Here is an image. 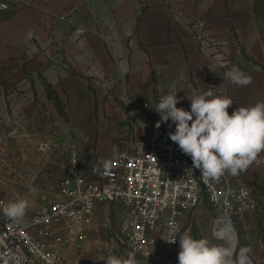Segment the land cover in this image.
Wrapping results in <instances>:
<instances>
[{"label":"crops","instance_id":"crops-1","mask_svg":"<svg viewBox=\"0 0 264 264\" xmlns=\"http://www.w3.org/2000/svg\"><path fill=\"white\" fill-rule=\"evenodd\" d=\"M28 1L23 8L0 11V97L5 98L0 129L9 128L0 141L28 139L29 113L39 107L33 100H47L51 92L63 98L70 113L65 127L71 134L65 132L63 144L76 147L83 169L96 178V158H115L131 133L128 112L140 119L152 116L157 97L169 90L177 91L178 107L185 109L190 107L186 95L211 86L233 100L229 114L264 101V40L256 0ZM78 26L84 33L74 39ZM232 66L251 83L223 80ZM16 98L20 102L12 103ZM146 101L153 102L147 112ZM17 113L26 130L20 135L16 128L11 131ZM169 124L168 132L174 131ZM257 171L264 169L249 165L244 173L250 188L256 180L264 185ZM90 252L91 264L101 261L97 248Z\"/></svg>","mask_w":264,"mask_h":264},{"label":"built area","instance_id":"built-area-1","mask_svg":"<svg viewBox=\"0 0 264 264\" xmlns=\"http://www.w3.org/2000/svg\"><path fill=\"white\" fill-rule=\"evenodd\" d=\"M28 2L0 0V11L17 10ZM83 33L78 26L72 37ZM167 93L158 96L156 104ZM152 105L146 101L143 108L147 112ZM128 115L133 119L131 133L115 158H96L98 177L85 172L76 147L68 146L65 174L40 192L22 219L13 221L0 211V264H91L86 246L93 242L94 223L108 210L120 217L114 233L117 249L127 247L135 258L151 256L161 244L173 246L177 240L165 239L178 238L181 218L204 199L220 211L215 225L221 219L232 227L245 224L242 217L258 205L244 180L248 168L237 175L204 177L169 138L170 122L157 127L160 115L155 108L145 119L132 111ZM257 159L259 163L250 165L264 168V153ZM14 199L0 198V209Z\"/></svg>","mask_w":264,"mask_h":264},{"label":"rangeland","instance_id":"rangeland-1","mask_svg":"<svg viewBox=\"0 0 264 264\" xmlns=\"http://www.w3.org/2000/svg\"><path fill=\"white\" fill-rule=\"evenodd\" d=\"M257 9L261 15L259 19L263 25L262 30H264V0H257ZM3 87L0 86V89ZM19 102V98L12 101L16 104ZM33 103L39 107L38 111L29 113L26 133L28 139L24 141L14 139L12 142L0 141V198L22 197L32 203L41 191L54 185L65 174L67 160L64 156V148L68 146L62 141H64L63 136L66 131L71 134V131L65 127L71 120L67 104L63 98L51 92L47 100H33ZM0 104H5L3 96L0 97ZM4 115L0 113L1 122H4ZM13 115L12 125L14 127L11 131L17 129L20 135L21 131H26L20 128L21 114ZM5 131L7 135L9 128H5L2 124L0 137L5 136ZM46 141L48 146L42 149L41 143ZM256 175L261 178L264 172L257 171ZM251 190L253 199L258 205L254 212L242 217L244 223L248 218V223L235 227L239 236L238 248H249L250 255L256 260L254 264H264V185L260 180H256ZM220 215V211L204 199L200 206L187 211L181 218L177 242L173 246L167 247L161 244L151 256L146 258L137 256L135 258L137 264H163L168 260H171L172 264H177L178 239L186 232L195 238H207L211 243L223 245L231 251L229 243L219 234L220 220L215 225ZM101 216L103 219L98 218L93 225V228L97 225L99 233L93 242L86 246L89 251L95 248L97 252L99 250L101 261L97 260L96 264H105L104 260L110 255L127 259L129 249L127 247L122 251L117 249L118 241L114 238V233L119 231L120 217L113 214L111 210H108V215L102 214ZM105 222H108L107 226L103 225ZM90 255L93 254L90 253Z\"/></svg>","mask_w":264,"mask_h":264},{"label":"clouds","instance_id":"clouds-1","mask_svg":"<svg viewBox=\"0 0 264 264\" xmlns=\"http://www.w3.org/2000/svg\"><path fill=\"white\" fill-rule=\"evenodd\" d=\"M221 67H227L226 62ZM225 79L243 86L251 83L250 77L236 66L227 68L223 73ZM212 87L186 95L190 100L188 109L177 107L182 97L171 90L154 108L160 115L157 127L162 122H170V127L174 125L169 138L191 157L193 167L204 177L216 179L225 173L237 175L253 162H260L257 158L264 153V101L237 107L229 114L233 100L214 93ZM30 206V201L21 197L9 201L0 211L17 221ZM165 240L175 243L177 239ZM178 240L177 264H229L231 251L223 245L213 244L204 237L195 238L188 232ZM104 261L105 264H137L134 253H129L127 259L110 255Z\"/></svg>","mask_w":264,"mask_h":264},{"label":"bare ground","instance_id":"bare-ground-1","mask_svg":"<svg viewBox=\"0 0 264 264\" xmlns=\"http://www.w3.org/2000/svg\"><path fill=\"white\" fill-rule=\"evenodd\" d=\"M218 227L220 236L229 243L231 248V259H229V264H254L256 260L250 255L249 248H238L239 236L235 226L232 227L227 220L221 219Z\"/></svg>","mask_w":264,"mask_h":264},{"label":"trees","instance_id":"trees-1","mask_svg":"<svg viewBox=\"0 0 264 264\" xmlns=\"http://www.w3.org/2000/svg\"><path fill=\"white\" fill-rule=\"evenodd\" d=\"M255 9H256V14H257L258 18L261 17V15H260V13L258 12V9H257V0H256V8ZM262 27H263V25H262ZM263 40H264V30H263Z\"/></svg>","mask_w":264,"mask_h":264},{"label":"water","instance_id":"water-1","mask_svg":"<svg viewBox=\"0 0 264 264\" xmlns=\"http://www.w3.org/2000/svg\"><path fill=\"white\" fill-rule=\"evenodd\" d=\"M235 247H236V246H235ZM235 250H236V249H235ZM234 252H235V251H234ZM234 252H233V253H234Z\"/></svg>","mask_w":264,"mask_h":264}]
</instances>
